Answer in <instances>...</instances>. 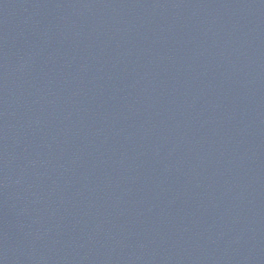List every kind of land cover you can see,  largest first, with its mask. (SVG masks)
<instances>
[{"label": "water", "instance_id": "95a60500", "mask_svg": "<svg viewBox=\"0 0 264 264\" xmlns=\"http://www.w3.org/2000/svg\"><path fill=\"white\" fill-rule=\"evenodd\" d=\"M0 264H264V0H0Z\"/></svg>", "mask_w": 264, "mask_h": 264}]
</instances>
